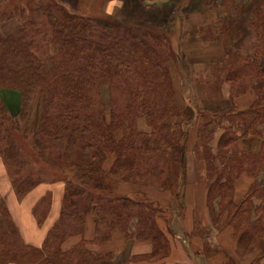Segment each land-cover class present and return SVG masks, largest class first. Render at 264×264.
<instances>
[{
	"label": "trees",
	"instance_id": "trees-1",
	"mask_svg": "<svg viewBox=\"0 0 264 264\" xmlns=\"http://www.w3.org/2000/svg\"><path fill=\"white\" fill-rule=\"evenodd\" d=\"M131 1L117 10L118 17L101 14L105 17L94 20L54 4L55 11L47 15L55 47L50 63L42 62L21 37L0 35V86L19 90L26 100L38 88L50 94L46 115L33 134L36 148L63 134H67L66 146L76 145L79 139L87 143L81 148L87 156L81 151L72 163L75 176L65 182L58 221L42 246L11 239L0 225V264H101L108 256L94 254L87 247L109 241L116 226L128 239L148 241L152 245L150 258L161 259L169 254V241L156 221L160 210L151 203L112 196L107 180L165 188L172 172H185V125L194 113L186 119L184 105L175 97L169 66L181 55L162 44L166 36L160 33L161 25L157 23L163 21V11L172 10L184 0L167 3L163 9L144 0ZM229 1L191 0L186 8ZM234 18L236 24L250 31L246 42L252 48V53L243 52L246 42L227 46L226 35L220 31L224 58L219 82L230 86L231 108L225 114L236 123L223 129L215 155L208 146L209 124L198 129V138L205 158L214 162V180L208 191L214 228L231 226L239 257L246 259L257 253L254 264H262L264 180L260 175L264 173V131L259 127L264 126V0H247ZM103 85L110 95L107 104L101 97ZM249 90L255 93V100L245 111L236 112L233 100ZM192 109L194 112L196 108ZM203 113L201 110L200 115ZM142 116L148 133L138 130L137 120ZM170 117L180 118L181 123H170ZM3 121L0 118V131L7 132L2 129ZM118 131L121 137L116 139ZM249 135L261 138L257 153L241 151L236 146L238 139ZM5 154L6 161L16 158L15 147L9 145ZM110 155L113 162L107 170L103 163ZM121 158L123 164L119 163ZM15 161L13 164L19 165ZM243 173L250 175L253 182L235 202L234 182ZM16 191L24 190L16 187ZM88 214L94 216L92 241L81 240L63 251L61 246L67 238L82 235ZM132 219H136L134 233L127 230Z\"/></svg>",
	"mask_w": 264,
	"mask_h": 264
},
{
	"label": "rangeland",
	"instance_id": "rangeland-1",
	"mask_svg": "<svg viewBox=\"0 0 264 264\" xmlns=\"http://www.w3.org/2000/svg\"><path fill=\"white\" fill-rule=\"evenodd\" d=\"M74 1L64 3L62 0H0V35L21 37L23 43L30 44V50L42 62L50 63L55 55L53 50L55 47L52 43L53 26L47 15L48 11H55L54 4L62 5L72 13L94 20L105 17H101V14L118 17L119 13L115 15L117 10L125 3L132 2L80 0L74 3ZM144 1L157 9H163L165 4L174 3L176 0ZM190 1L184 0L179 5H174L173 9L176 8V11L173 9L163 11L161 16L163 21L157 22L161 25L160 33L166 36L162 39V44L171 46L181 55L180 60L170 62L169 70L175 97L184 105L183 114L186 119L191 117L192 107L200 111L216 109L219 112L230 107L231 103L224 101L220 94L222 84L219 81L223 77L221 62L224 58L223 48H220L222 47L220 31H224L226 35L224 39L227 46L228 44L236 46L235 44L246 42L250 37V31L236 24L234 18V13L241 11L247 0H231L216 6L204 4L186 8ZM250 46L251 43L246 42L242 48L243 52L252 53ZM101 97L107 104L110 95L106 85L101 88ZM49 100L50 94L42 88L34 90L26 100L19 90L0 86V108L3 109L0 118L5 119L2 129H7L8 132L0 131V225L11 239L19 242L23 241L19 233L20 215H17L19 213L17 208L23 203H33L34 216L40 224L43 223L54 202L55 195L49 193V189L58 187L60 192L62 187H65L67 178L75 176L76 168L72 163L78 160L77 154L81 153V148L87 144L79 139L76 145L66 146L67 134H63V137L46 141L43 147L36 148L33 134L42 124ZM142 119L145 118L140 117L137 123ZM172 120H175V117H170L169 122L173 123ZM115 136L119 139L121 132H116ZM9 145L15 147L17 155L16 158L6 161L5 149ZM82 152L86 157L87 151ZM111 159L110 155L104 161L103 167L110 164ZM13 160L18 161L19 165H14ZM119 161L123 164L124 160L121 158ZM16 187L24 191L18 193ZM101 255L108 256L101 264L124 262V256H118L117 261L111 251ZM256 255L257 253H254L251 257ZM254 260L250 264H254ZM228 263L235 264L234 261ZM261 263L264 264V259Z\"/></svg>",
	"mask_w": 264,
	"mask_h": 264
},
{
	"label": "crops",
	"instance_id": "crops-1",
	"mask_svg": "<svg viewBox=\"0 0 264 264\" xmlns=\"http://www.w3.org/2000/svg\"><path fill=\"white\" fill-rule=\"evenodd\" d=\"M62 1L71 3L73 0L70 2L69 0ZM78 1L80 0H75L74 3ZM214 48L219 52L217 46ZM220 94L224 101L230 102V86L228 84H222ZM254 100L255 93L249 90L233 100L234 110L236 112L245 111ZM230 108L231 105L222 112L216 111V109H206L202 115H200V110L194 109L191 122L185 125L187 133L185 172L183 175L172 172L167 187L158 188L113 178L107 180L108 190L112 196L151 203L153 207L160 210L156 213V221L169 241V254L161 259L150 258L152 245L148 241L126 238L119 226L112 230L111 238L106 244H89L88 249L90 251L99 254L111 251L115 254L117 261L122 255L124 262H118L119 264H228L229 261H234L235 264H250L255 259L251 256L246 259L239 257L236 241L233 237V228L225 226L221 230L215 229L208 208V191L214 180L211 164L214 162L204 156V149L200 138H198V129H201L206 123L209 124L211 134L208 146L212 155H215L223 129L236 123L231 116L225 114ZM172 122L177 125L181 123V119L175 118ZM137 126L139 131L149 132L145 119L139 120ZM259 129L264 131V126H260ZM260 145L261 138L259 135L242 137L236 142L239 150L252 153H257ZM112 162L113 157L110 164L104 168L108 170ZM260 178L264 180V173L260 175ZM252 182L253 178L246 173L238 176L234 182L235 202L243 197ZM64 188L62 187L60 192L58 187L49 189V193L55 195L54 202L52 208H49L51 212L41 224L32 211L33 203H31L32 205L23 203L17 208L19 211L17 215H20L19 233L25 244L37 248L42 246L48 232L58 221L62 209ZM135 229L136 219H132L127 230L134 233ZM94 231V216L88 214L85 217L82 235L67 238L62 243V250L71 249L81 240L91 242L94 238Z\"/></svg>",
	"mask_w": 264,
	"mask_h": 264
}]
</instances>
